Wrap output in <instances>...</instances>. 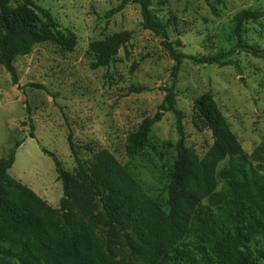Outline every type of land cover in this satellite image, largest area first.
I'll list each match as a JSON object with an SVG mask.
<instances>
[{
    "label": "rangeland",
    "instance_id": "rangeland-1",
    "mask_svg": "<svg viewBox=\"0 0 264 264\" xmlns=\"http://www.w3.org/2000/svg\"><path fill=\"white\" fill-rule=\"evenodd\" d=\"M32 1L51 13L57 28L45 41L34 44L28 54L13 59L17 85L0 65V159L14 153L2 188L14 194L17 204L25 205L15 190L19 184L58 209L62 185L53 161L42 149L52 153L62 169L73 173L76 163L70 136L72 149L82 160L100 150L113 156L166 214L178 139L173 115L163 114L131 158L125 155V144L141 121L157 111L164 89L169 87L182 114L184 143L197 160H203L213 144L212 134L194 106L197 99L205 97L213 103L252 169L264 177V153L254 155L257 148L264 147V60L244 53L226 57L238 65L237 69L230 64H199L189 59L228 52L238 34L243 43L264 47V17L243 22L238 33L235 20L243 10L264 16V0H150L153 17L167 26L171 42H181L182 46L174 49L186 56L174 77V61L161 39L142 28L137 0ZM119 6L122 8L112 13ZM5 12L13 13L16 22L34 31L44 22L20 1L8 4ZM123 31L131 33L130 40L107 66L90 70L95 59L90 45ZM224 166L225 161L218 164V168ZM214 180L210 194L224 187L218 175ZM209 196L200 204L211 213L233 199L264 224V201L252 191H224L217 202ZM222 224L236 227L247 245L264 250V235L239 221L223 220ZM6 246L14 253L21 248ZM221 249L230 264H246L237 261L242 248ZM248 264L264 261L251 257Z\"/></svg>",
    "mask_w": 264,
    "mask_h": 264
},
{
    "label": "trees",
    "instance_id": "trees-1",
    "mask_svg": "<svg viewBox=\"0 0 264 264\" xmlns=\"http://www.w3.org/2000/svg\"><path fill=\"white\" fill-rule=\"evenodd\" d=\"M20 1L43 19L39 31L29 29L15 20L13 13H4L8 4ZM142 28L162 41L163 48L174 61L173 77L180 61L186 56L177 53L179 40H169L167 26L154 18L150 0H137ZM122 6L112 13L118 12ZM257 11L243 10L235 16L237 33L243 22L261 19ZM19 21V20H18ZM57 23L51 13L32 0H0V65L17 85V74L12 64L16 56L30 52L32 46L45 41ZM131 38V33H116L90 45L95 54L90 70L107 66L117 51ZM244 53L264 60V47L243 43L239 34L228 52L213 57H189L199 64L221 66L238 65L226 57ZM38 88L44 89L42 86ZM141 91V90H137ZM163 101L157 111L141 121L126 138L125 155L131 158L149 129L164 113L175 120L178 139L175 144L176 161L169 190V210L165 214L146 195L140 185L108 152L100 150L88 160H82L69 147L76 168L73 173L62 169L52 154L42 152L53 161L57 180L62 185L58 209H53L31 190L17 184V196L23 204L13 200L2 188L7 171L14 163V153L0 159V261L2 264H230L222 254V247L242 248L237 261L248 264L251 257L264 261V250L246 244L244 234L236 227H224L223 220L239 221L247 228L264 235V224L244 212L240 201L228 199L211 213L200 204L208 195L217 202L224 191L237 193L252 191L264 201V177L255 172L242 153L213 103L205 97L194 102L199 118L210 130L211 149L203 160H197L193 150L184 143L182 114L176 108L172 87L164 89ZM28 112V108H26ZM19 143L15 145L17 148ZM264 153L259 147L254 155ZM225 161L226 166L218 168ZM224 180L223 190L211 193L215 176ZM6 244L20 246L14 253Z\"/></svg>",
    "mask_w": 264,
    "mask_h": 264
}]
</instances>
